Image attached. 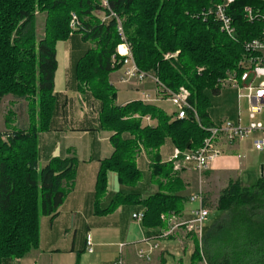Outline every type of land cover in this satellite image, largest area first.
<instances>
[{"label":"trees","instance_id":"1","mask_svg":"<svg viewBox=\"0 0 264 264\" xmlns=\"http://www.w3.org/2000/svg\"><path fill=\"white\" fill-rule=\"evenodd\" d=\"M222 1L109 0L138 67L173 92L188 88L190 102L206 125L213 123L211 96L220 94L219 80L237 67L245 53L244 42L264 37V19L249 22L244 14L245 6H251L264 15V0H235L229 8L237 41L221 30L213 16L204 14ZM100 7L98 0H0V102L8 95L24 98L31 119L28 128L0 133V264L39 247L41 217H54L73 186L75 159L56 157L41 169L38 160V137L50 129L56 108L57 44L71 36L72 12L82 23L76 34L91 43L75 61L73 78L80 92L90 91L101 103L98 128L112 133L114 148L100 162L96 212L108 214L131 202L145 209V227L158 228L166 227L162 214L180 216L184 211L185 184L172 163L162 162L161 148L171 139L181 150H196L208 132L192 113L174 120L161 107L141 100L117 103V88L109 77L122 68L117 55L122 39L115 18L102 22L96 15ZM39 12L46 13L41 39L36 32ZM177 52L176 57H165ZM145 116L156 124L144 125ZM143 151L150 157L157 190L145 198L134 190H121L102 209L110 172L132 189L142 180L137 158ZM216 211L224 214L205 224L202 247L195 250L192 264L202 259L208 264H264V169L251 185L231 180Z\"/></svg>","mask_w":264,"mask_h":264},{"label":"crops","instance_id":"2","mask_svg":"<svg viewBox=\"0 0 264 264\" xmlns=\"http://www.w3.org/2000/svg\"><path fill=\"white\" fill-rule=\"evenodd\" d=\"M64 42L66 41L57 44L58 69L55 77V93L60 98L61 113L65 114L67 106L73 103L71 95L74 94L75 96V90H77L78 96H75L78 99V103H76L79 111L77 117L79 122L83 124L82 127H79L80 132L83 133L82 136L91 135L92 140L85 150L86 153L85 151L84 153L91 160L97 159L99 166H84L58 213L54 217H41L39 247L23 258L12 259L5 264H117L119 261L121 264H192V256L195 250L197 248L201 250L202 238L200 239L194 233H188L185 226L180 227L169 236L163 237L161 233L167 227H145L143 221L133 218L134 213L145 209L131 202L121 204L115 211L108 214L96 212L95 186L97 174L101 160L109 157L113 152L114 148L110 140L112 133L98 128L97 101L91 99L88 90L83 93L80 92L76 83L73 82V65L83 52L78 51L76 53L65 45L60 46ZM110 78L117 89L119 86H125L126 91L133 95L122 102H119L117 97L119 105H125L134 100H142L143 93L148 92L152 97H157L150 104L157 105L162 109H165L162 106L164 103L167 106H169L168 104L172 106L167 98L157 95V86L150 79L144 83L124 82L122 81V72L119 76L112 73ZM167 106L166 108L170 109V113L175 110V107L173 109ZM154 122V120L147 121L148 124ZM97 140H99L100 147L96 151ZM175 148L171 139L165 141L161 148L162 162H169ZM222 148L223 155L214 162L202 179L194 170L184 169L179 172L185 184L181 194L186 198L184 211L180 216L178 215L180 223L193 219L194 210L198 209L200 204L199 202H191L189 198L200 189L206 195V205L210 206L213 204L211 201L213 198L212 190L215 187H221L216 198L218 201L221 192L231 180L239 179L243 185L253 184L250 182H252L254 175L251 173V166L246 162L250 153L259 152L253 148V141L250 139L232 144L223 143ZM259 153L264 155V152ZM83 160L90 162L86 161L87 159ZM137 163L138 166H143L142 168H148L150 175L142 179L136 188L132 189L121 185L118 174L110 172L108 175V193L101 202L102 209L107 208L115 194L121 190L126 192L134 190L141 193L142 198L157 190L151 176V160L148 154L143 151L138 156ZM44 166H39V169ZM262 171L261 168V173H263ZM223 214L216 211L217 218ZM212 216L214 215L210 214L206 225ZM88 235L92 237L93 252L88 251ZM158 241H161V245L158 244ZM153 244H157L158 247L150 253V260L140 258L139 250H150ZM199 264H204V259Z\"/></svg>","mask_w":264,"mask_h":264},{"label":"built area","instance_id":"3","mask_svg":"<svg viewBox=\"0 0 264 264\" xmlns=\"http://www.w3.org/2000/svg\"><path fill=\"white\" fill-rule=\"evenodd\" d=\"M102 7L105 10L102 22H108L115 18L118 23V32L121 36L122 43L117 47V55L122 62V81H137L144 83L146 80H152L157 86V95L165 96L175 107L172 112L173 119L179 120L188 117L190 113L199 122L201 128L208 132L202 146L196 150H181L175 148L169 158L175 171L184 169L196 171L200 179L212 167L214 162L223 155V143H235L251 139L253 148L256 151L264 152V37H257L244 42L245 53L239 60L236 68L228 70L225 77L219 80L220 89L231 87L237 94L239 102V111L237 118L223 119L219 122H213L210 125L204 124L196 109L190 102L191 92L186 87H180L176 92L166 88L159 79L152 73L141 70L135 62L131 44L128 42L123 24L118 15L112 10L109 0H101ZM235 0H223L214 7L204 12L205 15L213 16L219 22L221 30L231 39L237 41L238 30L233 17L229 13V8ZM244 14L249 22H254L259 18L264 19V15L256 12L251 6H245ZM70 35L78 32L82 28V23L75 12L71 13ZM115 58V56H114ZM202 69H200L201 71ZM157 97H152L148 92H144L142 100L144 103H151ZM246 101L247 108L244 113L242 102ZM145 120L151 122L150 116H145ZM191 202H199V208L194 210L192 220L180 223L178 215L172 213L169 217L162 214L161 219L170 220L168 229L162 231L161 236H169L177 229L185 226L188 233H194L201 239L204 233V227L212 210L206 205V195L202 189L190 196ZM145 211H139L133 214V218L143 221ZM88 251L93 252L92 237H87ZM158 247L153 244L150 250L140 249L139 257L150 260V253ZM121 264V261L117 262ZM204 264H208L204 260Z\"/></svg>","mask_w":264,"mask_h":264},{"label":"rangeland","instance_id":"4","mask_svg":"<svg viewBox=\"0 0 264 264\" xmlns=\"http://www.w3.org/2000/svg\"><path fill=\"white\" fill-rule=\"evenodd\" d=\"M98 2L101 7L95 13L102 20L105 10L102 7V1L98 0ZM45 25H46V13L39 12L36 23V32H37V37L39 39L43 38L45 35ZM81 40H82L81 36L75 33L74 35H71L68 38V40H66V42L62 43L60 46L65 45L68 49L71 48L76 53L78 51L81 53L84 52L89 46H91V43H85L82 42ZM177 54L178 52L168 53L165 55V57L169 59L172 57H176ZM113 60L115 61V59ZM119 71L122 72L121 69H119L118 71H115L113 73H115L116 76H119L120 75ZM73 82H75L74 78H73ZM110 82H112L111 78H110ZM117 90H118L119 102L128 100V98L133 96L131 93L126 91L125 86H119ZM89 95L91 99L97 101L98 122H99L101 103L93 97L90 91H89ZM75 96L76 97L78 96L77 90H75ZM75 96L74 94L71 95V98L73 99L72 100L73 103L71 102L72 105L69 104L67 106V110L65 114L61 113L62 106H59L60 98L58 96L56 97V108L51 123V127L48 131L42 132L38 137V160L40 167L43 165H47L52 159L56 157L76 160L74 165V169L76 170V175L73 177V184L78 179L80 173L84 169V166H99L97 163L98 162L97 159L91 160V158H87V156H85L86 153L85 150H87L89 143L92 142V140H91V135L82 136L83 133L80 132L79 127H82L83 124L79 122V119L77 117V112L79 111L76 103H78V99H76ZM211 100L213 106L210 109V116L213 122H219L223 119L234 120L237 118V114L239 111V102L237 99L236 92L231 87L222 88L220 94L211 96ZM168 105L169 106H167V104L165 103L162 104V106L165 108L164 110L169 114H172V112L170 113V109L166 108V106L169 108L172 107L173 109L174 106L173 105L171 106V104ZM246 108H247V103L246 101H243L242 110L244 111V113L246 111ZM29 110L30 107L28 101L25 100L24 98H17L14 97L13 95L5 96L0 102V133L6 134L12 132L15 129L28 128L31 122ZM136 117H138V115H136ZM144 120L145 119L143 118V124L147 125L148 124L147 121L144 122ZM151 124H156V121ZM2 138L3 140H6L7 135H4ZM94 143H96V141H94ZM99 147H100L99 140H97L96 151L99 150ZM83 159H87L86 161H90V162H84ZM246 159H247L246 162H248L249 165L251 166V170H252L251 173L252 175H254L253 180L250 183H254L261 175V168L262 165L264 164V155L259 152H253L250 153ZM142 167L143 166H139L143 174L142 179H144L150 175V172L148 168H142ZM175 172L179 173L181 171H175ZM220 190H221L220 186L215 187L212 190L213 198L211 199V201L213 202V204L210 205L212 210L211 215H216V206H217L216 198ZM163 221L166 223V227H167L166 229H168V225L171 221L168 220V218ZM158 244L161 245V241H158Z\"/></svg>","mask_w":264,"mask_h":264},{"label":"water","instance_id":"5","mask_svg":"<svg viewBox=\"0 0 264 264\" xmlns=\"http://www.w3.org/2000/svg\"><path fill=\"white\" fill-rule=\"evenodd\" d=\"M262 169H264V166H262ZM263 172V171H262Z\"/></svg>","mask_w":264,"mask_h":264}]
</instances>
